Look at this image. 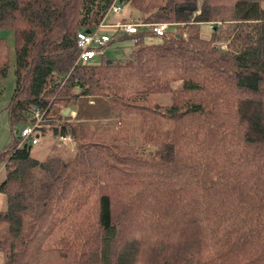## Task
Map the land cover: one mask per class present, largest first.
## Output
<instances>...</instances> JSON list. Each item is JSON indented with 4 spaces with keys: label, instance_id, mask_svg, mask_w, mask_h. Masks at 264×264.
Here are the masks:
<instances>
[{
    "label": "trees",
    "instance_id": "obj_1",
    "mask_svg": "<svg viewBox=\"0 0 264 264\" xmlns=\"http://www.w3.org/2000/svg\"><path fill=\"white\" fill-rule=\"evenodd\" d=\"M111 1L0 0L14 45L3 264H264V0H115L144 24L111 40L134 46L78 63L76 31ZM8 63L0 36V82ZM28 103L50 109L69 156L16 147Z\"/></svg>",
    "mask_w": 264,
    "mask_h": 264
},
{
    "label": "rangeland",
    "instance_id": "obj_2",
    "mask_svg": "<svg viewBox=\"0 0 264 264\" xmlns=\"http://www.w3.org/2000/svg\"><path fill=\"white\" fill-rule=\"evenodd\" d=\"M261 5L264 7V1L261 2ZM125 9L130 10L128 6H124L123 9L120 11L113 13L109 12L104 16V22L108 23L109 21L115 22L118 21L120 17L123 16ZM130 19V18H129ZM132 19V18H131ZM173 26L169 24L167 26V36H170V31L172 30ZM200 28V33L203 35L208 34L209 28L205 23H200L199 27ZM104 31L109 35L112 31V29H104ZM116 32V31H115ZM118 32V31H117ZM0 36H2L5 40V44L8 47V59L9 63L7 66V70L5 72V75L0 82V106H3L6 101L8 100L9 96L12 93L13 90V85H14V73H13V33L9 31L6 28H0ZM158 38L152 36V37H146L145 41L146 42H152L157 40ZM134 46L132 43V40L129 38H124V40H118V39H110L108 43L105 44V46L102 47L100 52H97L94 57L89 59V61L96 62L99 61L101 57L106 60H122L124 57H126L130 51V49ZM101 56V57H100ZM171 86L174 88H177L180 86V80H175L172 81ZM150 100L157 101L161 104L168 103L169 99V93L166 92H154V94L149 95ZM49 102H46L47 105H50ZM46 105V106H47ZM28 112V109H27ZM50 109L47 110L46 112V118L44 123L42 124V127L40 128V133L38 134L37 142L34 144L29 145V153L32 157L42 160L45 156L48 154L51 155H60L61 157H66L69 156L75 149V146L73 144V140H60L58 138V132L54 134L51 131V127L56 124V121H53V118L50 114ZM69 112V110H68ZM67 112V113H68ZM74 111H70V114H73ZM50 117V118H48ZM50 120V121H49ZM8 124V123H7ZM6 125V123H5ZM21 124H15V126L12 127L13 133L15 135H18L20 129H21ZM9 126H7V134L4 131V135L0 137V148L4 145V143H7L10 141V136H11V130L8 129ZM12 146L13 144L10 143ZM8 152V151H7ZM5 152V154L7 153ZM53 152V153H52ZM4 162H0V181L4 177V167H3ZM7 201L5 194L0 192V210H3L6 207ZM4 263V258L2 253L0 252V264Z\"/></svg>",
    "mask_w": 264,
    "mask_h": 264
},
{
    "label": "built area",
    "instance_id": "obj_3",
    "mask_svg": "<svg viewBox=\"0 0 264 264\" xmlns=\"http://www.w3.org/2000/svg\"><path fill=\"white\" fill-rule=\"evenodd\" d=\"M121 5L112 0L106 10V14L109 12H118ZM139 21L134 22L131 18L128 20H118L115 22L105 23L101 21L95 28L89 29L87 32L84 29L76 31L75 45L78 47V52L75 60L82 64L86 63L96 55L97 52L102 53L101 49L105 44L110 41L112 35H108L104 29H112L113 31L134 33L138 26L143 25ZM169 23L163 21H152L147 26L155 34V36H166L167 26ZM29 121L21 126V129L17 135L16 147L22 145L34 144L38 138L39 129L45 121L44 109H39L35 104L28 103ZM60 140H70L71 138L67 134H58Z\"/></svg>",
    "mask_w": 264,
    "mask_h": 264
},
{
    "label": "crops",
    "instance_id": "obj_4",
    "mask_svg": "<svg viewBox=\"0 0 264 264\" xmlns=\"http://www.w3.org/2000/svg\"><path fill=\"white\" fill-rule=\"evenodd\" d=\"M109 22H112V21H109ZM109 22H108V23H109ZM4 105H5V104H4ZM4 105H3V106H4ZM3 106H0V137H1L2 135H4V134H3L4 131L6 132V130H7V126H9V124H7L8 121H7L6 111H5L4 109H2ZM5 123H6V125H5ZM8 129H10V126L8 127ZM6 134H7V132H6ZM11 136H12V135H11ZM11 136H10V138H11ZM10 140H11V139H10ZM9 142H10V141H9ZM9 142L4 143V145L2 146V148H4L5 146H7ZM2 148H0V150H1Z\"/></svg>",
    "mask_w": 264,
    "mask_h": 264
},
{
    "label": "water",
    "instance_id": "obj_5",
    "mask_svg": "<svg viewBox=\"0 0 264 264\" xmlns=\"http://www.w3.org/2000/svg\"><path fill=\"white\" fill-rule=\"evenodd\" d=\"M84 30L87 32L89 29H88V28H85ZM68 110H69V107H65V108L61 111V113H62V114H66V113L68 112Z\"/></svg>",
    "mask_w": 264,
    "mask_h": 264
}]
</instances>
